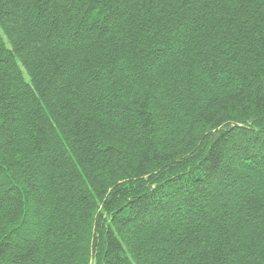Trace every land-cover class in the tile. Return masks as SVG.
<instances>
[{
	"label": "trees",
	"instance_id": "1",
	"mask_svg": "<svg viewBox=\"0 0 264 264\" xmlns=\"http://www.w3.org/2000/svg\"><path fill=\"white\" fill-rule=\"evenodd\" d=\"M0 264H264V0H0Z\"/></svg>",
	"mask_w": 264,
	"mask_h": 264
}]
</instances>
